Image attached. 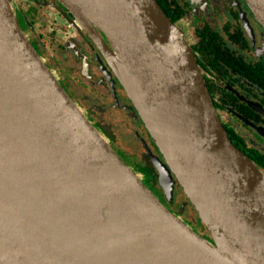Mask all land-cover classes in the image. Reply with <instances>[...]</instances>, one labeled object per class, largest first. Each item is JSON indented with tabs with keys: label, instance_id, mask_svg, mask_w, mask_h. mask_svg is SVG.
<instances>
[{
	"label": "water",
	"instance_id": "95a60500",
	"mask_svg": "<svg viewBox=\"0 0 264 264\" xmlns=\"http://www.w3.org/2000/svg\"><path fill=\"white\" fill-rule=\"evenodd\" d=\"M59 1L159 148L167 199L178 182L210 238L122 160L0 0V264H264V171L223 127L183 30L158 0ZM245 2L264 28V0Z\"/></svg>",
	"mask_w": 264,
	"mask_h": 264
},
{
	"label": "flooded vegetation",
	"instance_id": "af4514ba",
	"mask_svg": "<svg viewBox=\"0 0 264 264\" xmlns=\"http://www.w3.org/2000/svg\"><path fill=\"white\" fill-rule=\"evenodd\" d=\"M12 1L26 38L53 74L59 71L61 76L54 75L68 95L87 108L86 116L94 126L100 123L111 129V138L102 135L159 200L184 215L191 204L178 183L172 200L167 199L147 148L163 163L165 160L98 43L85 29L73 25L75 18L59 0ZM158 2L193 49L230 139L264 170V28L245 0ZM184 24L193 29L191 36ZM45 29L49 30L44 33ZM95 31L111 48L104 33L97 27ZM47 40L55 41L53 47ZM116 128L139 143L141 153L120 151ZM142 169L150 173L149 179Z\"/></svg>",
	"mask_w": 264,
	"mask_h": 264
},
{
	"label": "rangeland",
	"instance_id": "374dc122",
	"mask_svg": "<svg viewBox=\"0 0 264 264\" xmlns=\"http://www.w3.org/2000/svg\"><path fill=\"white\" fill-rule=\"evenodd\" d=\"M19 1V0H18ZM12 4H13V6H15V4H14V2L12 1ZM187 24H184V26H185V28H186V31H187V33L189 34V36H191V34H192V32H193V29H191L190 27H187L186 26ZM67 28V27H66ZM65 28V29H66ZM49 30V29H48ZM47 29H45L43 32L44 33H46V31H48ZM53 42H50L49 43V40H47V45L49 44V46H52L53 47V45H54V40H52ZM56 46V45H55ZM48 47V46H47ZM51 50H52V48H51ZM51 50H50V52H51ZM51 54H52V52H51ZM54 74L56 75V76H61L60 75V73H59V71H55L54 72ZM89 89V88H88ZM78 104V103H77ZM79 105V107L82 109V111L86 114V115H88V113H87V108L86 107H84L83 105H81V104H78ZM94 122V121H93ZM95 126L97 127V130H99L100 132H101V134L103 133V134H105V135H107L108 137H110L111 138V133H112V131H111V129L109 130V129H107V127L105 126V125H103V124H100V123H97V124H95ZM116 130H117V132L120 134V144H119V146H118V149L120 150V151H122L123 153H132V152H137V153H141V147H140V145H139V143H135V141L133 140V139H131L130 137H128L126 134H124V132L123 131H121L119 128H116ZM106 139V138H105ZM139 148V149H138ZM128 162V161H127ZM141 172L143 173V175H145L146 176V178H148L149 179V177H150V173L149 172H147L146 170H144V169H142L141 170ZM156 176V175H155ZM139 177H141L142 178V176L141 175H139ZM178 183V182H177ZM154 184H155V182H154ZM153 184V185H154ZM180 187V185L178 184V186H177V188H179ZM152 189H153V191L156 193V194H158L159 192L158 191H156V189L154 188V187H152ZM181 190H182V188H181ZM184 196L186 197V195H185V193H184ZM163 201H164V199H163ZM185 210H186V208H185ZM172 212H174L175 214H177L178 216H180L186 223H188V224H190L200 235H202V236H205V237H208V238H210V236H209V233H208V231H207V229H206V227L204 226V224L202 223H200L199 222V220H198V214L196 213V211H195V209L193 208V206H189V208L187 209V212L185 213V211H184V215H183V213H181L182 215H180L179 213H176L175 211H173L172 210ZM183 212V211H182Z\"/></svg>",
	"mask_w": 264,
	"mask_h": 264
},
{
	"label": "bare ground",
	"instance_id": "6f19581e",
	"mask_svg": "<svg viewBox=\"0 0 264 264\" xmlns=\"http://www.w3.org/2000/svg\"><path fill=\"white\" fill-rule=\"evenodd\" d=\"M120 77L123 79V81L125 82V85H127L128 87H130L128 78H126V76L121 72Z\"/></svg>",
	"mask_w": 264,
	"mask_h": 264
},
{
	"label": "trees",
	"instance_id": "16d2710c",
	"mask_svg": "<svg viewBox=\"0 0 264 264\" xmlns=\"http://www.w3.org/2000/svg\"><path fill=\"white\" fill-rule=\"evenodd\" d=\"M162 7V6H161ZM163 9V8H162ZM164 10V12L166 13L167 11L165 10V9H163ZM167 14V13H166ZM174 23V22H173ZM140 119H141V117H140ZM142 120V119H141ZM154 141V140H153ZM156 147H157V145H156ZM157 149H158V151H159V153L161 154V152H160V150H159V148L157 147ZM161 156H162V154H161ZM163 157V156H162ZM253 161V160H252ZM254 162V161H253ZM255 163V162H254ZM256 164V163H255ZM264 171V170H263ZM190 205V204H189ZM191 206V205H190ZM198 220H199V222L202 224V222H201V220H200V218L198 217ZM190 225V224H189Z\"/></svg>",
	"mask_w": 264,
	"mask_h": 264
}]
</instances>
